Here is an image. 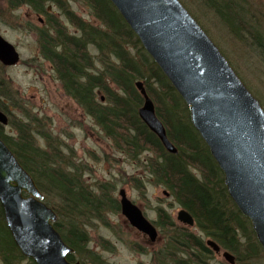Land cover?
<instances>
[{
  "label": "trees",
  "instance_id": "1",
  "mask_svg": "<svg viewBox=\"0 0 264 264\" xmlns=\"http://www.w3.org/2000/svg\"><path fill=\"white\" fill-rule=\"evenodd\" d=\"M199 1L211 11L236 48L253 51L264 63L262 24L248 18L240 0ZM0 2L12 11L29 8L46 19L49 30L37 28L40 50L52 64L63 91L95 122L117 152L136 161L153 184L164 188L181 209L191 214L194 228L204 235L194 234L187 226L180 227L165 209L157 208L154 225L166 242L152 254V262L210 264L214 251L207 245L208 239L233 254L235 264L264 261V252L250 222L237 210L226 191L221 170L191 124L189 108L109 0H83L101 27L76 17L64 0ZM52 5L64 11L78 34L69 35L61 21L51 15ZM137 82H143L157 118L163 122L178 154L168 153L140 119L139 109L145 100L136 88ZM6 85L0 79V111L9 117L13 134L5 136L0 125V137L35 180L45 204L55 211L58 221L54 227L74 251L68 262L109 264L103 252H112V245L96 237L104 250L97 252L92 247L94 238L90 230H98L100 224L110 228L108 216L121 213L120 201L113 196L115 187L110 182L87 185V169L74 164L73 153L64 154L63 145L47 132L39 117L23 113L22 119H14L13 110L21 106L13 102L15 94ZM133 182L139 190L145 188L142 180L135 178ZM133 245L147 253V248ZM24 261L34 264L20 254L13 242L0 203V264Z\"/></svg>",
  "mask_w": 264,
  "mask_h": 264
},
{
  "label": "water",
  "instance_id": "2",
  "mask_svg": "<svg viewBox=\"0 0 264 264\" xmlns=\"http://www.w3.org/2000/svg\"><path fill=\"white\" fill-rule=\"evenodd\" d=\"M189 108V118L223 174L226 191L237 210L250 222L264 252V109L216 43L180 0H109ZM20 52L0 31V63L15 67ZM144 101L139 117L170 154H178L157 118L143 82H137ZM9 118L0 111V125ZM121 213L129 225L158 239L156 226L120 191ZM35 180L0 137V203L4 221L20 254L34 264L68 262L74 251L54 225L57 215L44 202ZM177 220L194 227L186 210ZM207 245L219 253L220 247ZM229 264L235 257L223 254Z\"/></svg>",
  "mask_w": 264,
  "mask_h": 264
},
{
  "label": "rangeland",
  "instance_id": "3",
  "mask_svg": "<svg viewBox=\"0 0 264 264\" xmlns=\"http://www.w3.org/2000/svg\"><path fill=\"white\" fill-rule=\"evenodd\" d=\"M180 1L184 2L195 19L216 42L228 62L264 108V63L257 59L258 55L243 47L236 48L234 42L223 33L222 26L211 11L204 9L199 0ZM64 2L76 17L82 18L89 25L101 27L90 14V9L83 4V0ZM240 5L248 18L253 17L257 24H262L260 29L264 30V0H240ZM49 10L51 15L67 28L69 35L77 33L76 27L70 24L62 9L52 5ZM37 28L49 30L46 29L45 18L36 15L29 8L12 11L6 4L0 2V31L4 39L20 52V63L17 66L5 68L0 63L4 68L0 70V79L4 80L6 86L15 94L13 102L23 108L22 111L21 108L13 110L14 119L20 120L23 118L22 114L26 113L43 120L47 132L63 145L64 154L71 156L73 153L74 164L87 169L84 172V179L90 187L99 182H110L115 187L113 196L118 202L121 201L120 191L124 190L128 199L138 206L151 222L157 220L156 209L163 208L180 227H186L187 225L177 220L180 206L165 189L153 184L136 161H131L124 153L117 152L113 148V143L105 137L95 122L63 91L52 64L42 56ZM39 143L43 146L42 141ZM135 178L142 180L145 184L144 189L136 188L133 182ZM108 218L110 228L100 224L98 230L91 229L90 233L94 238L92 247L97 252L101 253L104 250L100 248L96 237H102L112 245V252L106 250L103 252V257L109 264H157L152 262L151 256L166 242L160 229L157 230L158 239L151 243L149 237L131 227L121 213L111 214ZM191 229L194 234L204 236L197 228ZM133 244L147 248V253H142ZM213 253L214 258L210 260V264H229L223 255L229 252L220 247L219 253L215 251ZM257 263L264 264V261ZM22 264L27 263L24 261Z\"/></svg>",
  "mask_w": 264,
  "mask_h": 264
},
{
  "label": "flooded vegetation",
  "instance_id": "4",
  "mask_svg": "<svg viewBox=\"0 0 264 264\" xmlns=\"http://www.w3.org/2000/svg\"><path fill=\"white\" fill-rule=\"evenodd\" d=\"M46 29H47V28H46ZM76 34H78V31H77ZM8 118H9V117H8ZM1 127H3V129H4V135H5V136H8V134H11L12 129H11L10 126H9V121H8V125H7V126H2V125H1Z\"/></svg>",
  "mask_w": 264,
  "mask_h": 264
}]
</instances>
